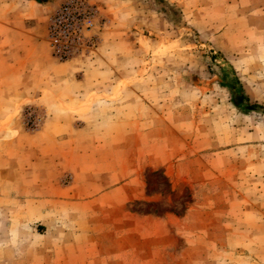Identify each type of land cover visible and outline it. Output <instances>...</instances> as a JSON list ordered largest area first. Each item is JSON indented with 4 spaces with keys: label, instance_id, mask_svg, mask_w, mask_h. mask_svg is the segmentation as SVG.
<instances>
[{
    "label": "rangeland",
    "instance_id": "1",
    "mask_svg": "<svg viewBox=\"0 0 264 264\" xmlns=\"http://www.w3.org/2000/svg\"><path fill=\"white\" fill-rule=\"evenodd\" d=\"M64 1L0 0V264H264V0H85L60 62Z\"/></svg>",
    "mask_w": 264,
    "mask_h": 264
},
{
    "label": "built area",
    "instance_id": "2",
    "mask_svg": "<svg viewBox=\"0 0 264 264\" xmlns=\"http://www.w3.org/2000/svg\"><path fill=\"white\" fill-rule=\"evenodd\" d=\"M97 8L85 0H66L50 17L46 42L51 56L60 62L97 50L99 31Z\"/></svg>",
    "mask_w": 264,
    "mask_h": 264
},
{
    "label": "crops",
    "instance_id": "3",
    "mask_svg": "<svg viewBox=\"0 0 264 264\" xmlns=\"http://www.w3.org/2000/svg\"><path fill=\"white\" fill-rule=\"evenodd\" d=\"M31 50H32L31 48L27 47L17 53L23 59L24 61L23 64L26 66V68L28 70H31V69L36 70V71L41 70L44 72L51 73L49 75L54 76L55 74L53 71L58 66V64L54 63V60L50 56V53L46 49L44 52L40 54L38 53L39 51L36 53H33V51ZM28 95L32 97H38V98H40L41 96V95H35L33 93H29Z\"/></svg>",
    "mask_w": 264,
    "mask_h": 264
},
{
    "label": "trees",
    "instance_id": "4",
    "mask_svg": "<svg viewBox=\"0 0 264 264\" xmlns=\"http://www.w3.org/2000/svg\"><path fill=\"white\" fill-rule=\"evenodd\" d=\"M37 1H39L40 2V0H37ZM42 2V1H41Z\"/></svg>",
    "mask_w": 264,
    "mask_h": 264
}]
</instances>
